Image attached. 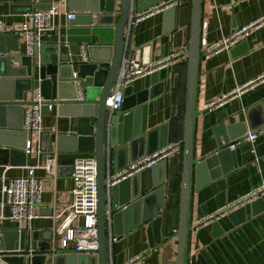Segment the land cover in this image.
Wrapping results in <instances>:
<instances>
[{"label":"water","instance_id":"obj_1","mask_svg":"<svg viewBox=\"0 0 264 264\" xmlns=\"http://www.w3.org/2000/svg\"><path fill=\"white\" fill-rule=\"evenodd\" d=\"M71 1L67 0L68 8L77 15L68 21L63 34L54 36L48 44L35 45L30 51L26 48V52L21 53L17 32L0 35V166H25L28 156L24 153L27 133L22 129L23 106L29 104V101H24V95H31L34 89L38 90L44 100L41 114L49 113V106L54 107L57 116L68 120L71 126V131L66 134H55L53 137L54 133L50 129L39 134L37 151L43 161L47 154L58 153L57 162L67 154L71 158L72 173L75 159L94 157L96 160L98 248L93 255L56 251L52 250L48 242L50 232L45 239L46 243L39 244L29 240L27 230H1L0 225V260L3 264H45L47 260L53 264H109L104 219L107 208L110 210L115 237H122L140 226H146L150 248L168 240V235H163L164 219L160 214L164 208L165 161L132 175L109 190L105 187L109 173L110 176L117 174L126 169L129 163L168 145L164 126L147 130V117L152 114V100L156 98L151 90L144 89L133 94L129 85L124 89L120 110L110 115L106 108V99L127 47L125 30L129 21L130 0H118L117 11L116 0H76L81 6ZM25 2L29 4L31 0ZM165 2L171 4L176 1L134 0V11L141 13L158 6V10L162 9L166 24L164 32L168 33L174 28L176 8L171 6L163 9L161 4ZM202 2L190 0L185 109L182 140L179 144L181 173L174 236L175 264H187L194 173L207 169L220 175L235 168L237 165L232 162L235 151L221 149L222 144L229 145L241 139L248 130H253L244 123L219 124L213 132L220 151L203 161H195V101L201 59ZM9 42L11 45L8 46ZM241 47L244 52L245 46ZM83 51L85 57L82 56ZM165 74V69L152 73L151 76L156 78L154 85L161 88L162 83L157 84L164 80ZM80 91L83 99L77 98ZM17 112L21 118L20 123L4 124L7 117ZM15 137H20L23 143L16 145L7 140ZM242 146L251 147L249 144ZM249 204L252 209L262 204L264 211L263 198ZM244 211L245 207L236 210L237 213Z\"/></svg>","mask_w":264,"mask_h":264},{"label":"crops","instance_id":"obj_2","mask_svg":"<svg viewBox=\"0 0 264 264\" xmlns=\"http://www.w3.org/2000/svg\"><path fill=\"white\" fill-rule=\"evenodd\" d=\"M175 1L172 5L176 8L173 31L164 32L166 24L162 12H155L131 28L129 36H125L127 47L135 49L148 46L149 61L171 59L176 53L186 52L189 40L190 0ZM71 2L78 3L76 0ZM117 3L118 0L115 3L116 11ZM48 5L58 7L59 15L52 20L55 30L41 33V45L48 44L54 36L63 34V28L68 23L66 19L68 13L77 15L68 8L67 0H31L29 4H26L25 0H0V21L5 25L7 32L15 31L14 33L17 32L19 35L21 53L26 52L27 48L25 38L20 32L25 14L30 8L46 10ZM263 15L264 0H203L202 2L201 59L197 77L195 101L197 117L193 151L197 162L220 151L213 132L219 124L244 123L247 128L252 127L253 130L264 125V80L259 81V77L264 74V26L251 31L229 49H224L213 56L205 53L207 46L217 45L235 28L247 25ZM7 44L11 45L10 42ZM243 45L244 52L241 49ZM165 70L164 80L158 81L157 84L162 83L161 88L154 85L156 78L151 75L134 81L131 87L133 94L147 89L156 95L152 100V114L147 117V130L164 126V133L168 136L167 146L174 149L173 154L165 160L164 208L160 211L164 219L163 235H168V240L150 248L146 226H140L127 235L117 238L112 245H109L108 241L109 264H126L138 255L142 256L140 264H175L176 245L170 234L177 225L178 196L176 197L173 189L181 173L179 144L182 140L185 109L186 55L176 59ZM244 85L248 86H245L243 91L237 92V89ZM224 96L227 98L223 100ZM30 97V94H25L24 101H29ZM220 100V105L212 109L208 108L210 103H217ZM4 122L6 125L20 123L19 112L10 115ZM69 124L68 120L57 116L54 107H51L49 113H45L41 118L42 128L50 129L54 133L53 137L55 134L69 133L71 131ZM38 136L39 133L29 135L32 152L26 157L25 166H0V216L3 217L0 225L1 230H27L29 240L39 244L46 243L45 239L49 237L50 232L48 242L52 249L58 251L59 237H53L52 229L54 224L60 221L61 214L71 202L73 189L71 158L67 154H62L57 162V176H47L40 168L44 161L37 151ZM7 140L16 145L23 143L20 137ZM229 158L231 160L233 158L232 162L237 166L225 174L217 175L215 172L202 169L193 175L187 264H264L262 204L256 205L253 209L249 203L240 204L229 209L225 216L215 222H201L203 218L238 201L264 183V133L258 136L250 148L242 146L239 151L235 150L232 158ZM130 164L132 163L128 166ZM29 167L34 168L33 175L42 180V202L37 209V217L31 222H22L18 226L7 219L8 206L1 205V202H4L1 194L2 183L3 179L27 176L26 169ZM110 175L109 173L108 177ZM241 207H245L244 213H237L236 210ZM47 261L45 264H53L52 261Z\"/></svg>","mask_w":264,"mask_h":264},{"label":"built area","instance_id":"obj_3","mask_svg":"<svg viewBox=\"0 0 264 264\" xmlns=\"http://www.w3.org/2000/svg\"><path fill=\"white\" fill-rule=\"evenodd\" d=\"M170 1V0H169ZM173 0H171L172 2ZM163 9H167L173 5L165 2L161 4ZM176 5V4H175ZM162 10V9H161ZM158 6L151 8L148 12L140 14L134 11V0H130L129 21L126 26L125 36L128 37L131 28L145 17L161 12ZM59 15V9L56 6H50L46 10L32 9L25 14V20L21 25V34L25 38L27 50L30 51L33 46L41 44L40 35L44 31H53L55 27L52 20ZM74 13L66 15L67 21L74 19ZM264 26V15L258 19L248 23L247 25L235 28L228 37L223 38L217 45H209L205 48L206 55L213 56L224 49H229L246 37L251 31L257 30ZM5 29V25L0 21V35L4 33H14ZM149 47L144 45L135 49L126 47L124 55L118 69L115 81L112 85L111 92L106 99V108L108 113L118 112L122 107L124 89L138 79L145 78L152 73L159 72L170 67L174 61L181 56H185L186 52L176 53L173 58H161L157 61H149ZM82 56L85 57L84 51ZM264 80V74L259 77V81ZM244 85L237 89V92L245 89ZM78 99H83V93L80 91ZM227 96L223 97V100ZM43 99L38 90L31 92L29 104L23 106V124L22 129L28 135L25 143L24 153L30 156L32 152V142L29 135L32 133H41L44 129L41 126V107ZM221 104V100L217 103H210L208 108L212 109ZM51 107L49 106V110ZM264 133V125L256 130L247 132L241 139L224 145L221 149H228L230 152L235 151L238 147L249 144L252 146L258 136ZM174 149L167 146L149 156H145L130 164L121 172L107 177L105 187L107 190L116 186L121 181L131 177L136 173H140L146 169L152 168L161 161H165L173 154ZM39 153V152H38ZM217 152H215L216 154ZM40 154V153H39ZM49 177L57 176V155L47 154L44 163L40 167ZM27 176L20 178L3 179L1 194L4 202L9 208L8 220L18 226L22 222H31L37 217V209L42 202V180L33 175L34 168L29 167ZM71 179L73 181V189L71 193V202L60 216V221L55 223L52 229L53 237H59L60 251H69L75 254L93 255L98 248L97 241V217H96V160L94 157L77 158L73 162ZM258 198H264V183L260 187L254 189L249 194L243 196L238 201L225 206L212 215L202 219V223L215 222L225 216L229 209L244 203H250ZM110 210H105L104 219L106 224V233L109 245L116 242L117 237L112 233V223L110 220ZM3 219L0 216V220ZM176 229L171 231L174 238ZM175 240V239H174ZM54 250V249H52ZM142 256L138 255L134 259L129 260L126 264H140ZM0 264H3L0 260Z\"/></svg>","mask_w":264,"mask_h":264},{"label":"trees","instance_id":"obj_4","mask_svg":"<svg viewBox=\"0 0 264 264\" xmlns=\"http://www.w3.org/2000/svg\"><path fill=\"white\" fill-rule=\"evenodd\" d=\"M179 182H180V177L178 178V180H177V182H176V184L174 186V189H173V192L175 193L176 197L178 196V192H179Z\"/></svg>","mask_w":264,"mask_h":264}]
</instances>
